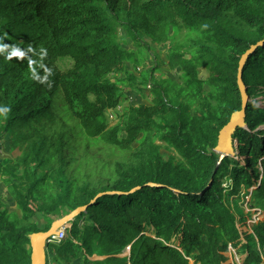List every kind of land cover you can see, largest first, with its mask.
<instances>
[{
    "label": "trees",
    "instance_id": "obj_1",
    "mask_svg": "<svg viewBox=\"0 0 264 264\" xmlns=\"http://www.w3.org/2000/svg\"><path fill=\"white\" fill-rule=\"evenodd\" d=\"M0 38V141L12 142L0 181L17 209L0 197V264H31L29 236L83 206L47 264H227L230 248L264 264V47L243 74L245 165L215 150L242 109L239 64L264 41V0H0ZM151 58L179 79L157 78ZM131 92L152 103L118 116ZM81 147L111 159L84 182L68 175ZM245 195L263 216L251 232Z\"/></svg>",
    "mask_w": 264,
    "mask_h": 264
},
{
    "label": "rangeland",
    "instance_id": "obj_2",
    "mask_svg": "<svg viewBox=\"0 0 264 264\" xmlns=\"http://www.w3.org/2000/svg\"><path fill=\"white\" fill-rule=\"evenodd\" d=\"M1 43V40H0ZM157 54L162 52V48L161 47H155ZM164 58H162L163 60ZM73 64V61L68 60L65 63H62L63 66L69 67ZM159 64L160 67L157 68L155 76L157 78H162V77H168V78H172L175 80H178V74L179 71H177V73H173L171 72L168 67L165 65L164 62L157 60V62L151 58L148 59L147 61V65L148 67H152ZM202 76H204L203 74H201ZM128 99L121 104L122 106H120V108L118 109V113L117 115L119 116V114L123 111H125L127 108L129 107H136L139 104L145 103L146 105H150L152 103V98L150 97L151 95L148 94V92L145 93V95H140L137 93H127ZM260 107L264 106V97H260L257 99V101H255ZM113 114H115V112H113ZM118 116L116 118V115H113V117L110 120V124L114 125L117 121H118ZM262 129L264 130V126L262 127ZM159 144H162L161 142H159ZM234 149L236 150V154L235 156L239 157V161H241V165H245V161L247 159V156H243L240 155V152L238 151V140L234 139ZM10 145H12V142L9 141L8 139L2 140L0 141V162L7 157H11V153H10ZM166 147L164 149H162V153L163 155H170L171 153L175 152L173 149L169 148L167 146H163ZM86 148L81 147L80 151H83V155H81L71 166L68 167V175L70 177L73 178H78L81 180V182H84L87 180L88 175H89V171L90 168L95 169L94 172L95 173H99L100 170H96L97 165L99 162L95 161L98 159L100 161V167H102L103 163H109L111 162V159L107 156V153L97 147L91 148L90 150H88L86 153L84 152ZM21 152L19 150H16L14 152V156L19 155ZM69 154V153H68ZM116 160H119V158L116 157ZM78 166L80 167V169L76 172L75 170L78 168ZM112 168V167H111ZM109 167L107 169L104 170V178L107 179V175L106 173H108ZM101 179L100 176H97L95 178V181H99ZM107 182H104L102 184H97V187H102L104 185H106ZM250 192H252V190H250ZM0 197H2V199L4 200L7 209L11 212L16 211V205L13 202V200L11 198H8V194L6 191V188L4 187V185L1 183L0 181ZM239 205H241L242 208H244L246 210V213H256L257 210L253 209L251 207L250 204V196H243L242 199L238 202ZM250 217V221H248L247 223V228H245V230H248L251 232V226L253 223H257L260 219H263V216L261 215V213H257V214H253V215H247ZM37 221L39 222L40 228H43L45 223H46V219H44L43 217H39V220L37 218ZM70 227V225L68 226ZM67 227V228H68ZM50 248V247H49ZM48 251H50L48 249ZM129 248L127 249V251L125 252V254L123 256L127 257L129 256ZM230 260H228L227 264H241L242 263V259L244 257H238L236 254V251L232 250V248H230V254H228ZM95 259V258H94ZM76 264H81L80 262H77Z\"/></svg>",
    "mask_w": 264,
    "mask_h": 264
},
{
    "label": "water",
    "instance_id": "obj_3",
    "mask_svg": "<svg viewBox=\"0 0 264 264\" xmlns=\"http://www.w3.org/2000/svg\"><path fill=\"white\" fill-rule=\"evenodd\" d=\"M264 47V41L258 43L256 46L247 51L239 64L238 71V86L242 97V109L235 112L228 125H226L219 136V143L215 149L222 157H233L236 152L234 149V135L238 129H246V109L250 102V97L247 92V87L244 83L243 74L247 60L255 53L258 48ZM90 206H83L79 209L55 220L50 229L46 232H38L29 236L31 246V264H47L48 263V249L52 245L50 239L53 236H57L59 231L63 228L71 226L76 217L83 214L89 209ZM130 252V251H129Z\"/></svg>",
    "mask_w": 264,
    "mask_h": 264
},
{
    "label": "clouds",
    "instance_id": "obj_4",
    "mask_svg": "<svg viewBox=\"0 0 264 264\" xmlns=\"http://www.w3.org/2000/svg\"><path fill=\"white\" fill-rule=\"evenodd\" d=\"M2 39L3 38H0V40H2ZM7 48H8V45H4V44L0 43V52L6 51ZM12 55L20 57V58H23L24 53L22 51L18 50V49H14L13 52H12ZM9 58H11V57H9ZM9 111H10V109L7 108V107L0 108V113H7Z\"/></svg>",
    "mask_w": 264,
    "mask_h": 264
},
{
    "label": "built area",
    "instance_id": "obj_5",
    "mask_svg": "<svg viewBox=\"0 0 264 264\" xmlns=\"http://www.w3.org/2000/svg\"><path fill=\"white\" fill-rule=\"evenodd\" d=\"M1 151V150H0ZM66 233H67V227L66 228H63L59 231V234L57 236H53L51 239H50V242L51 244H58L60 243L66 236Z\"/></svg>",
    "mask_w": 264,
    "mask_h": 264
},
{
    "label": "snow or ice",
    "instance_id": "obj_6",
    "mask_svg": "<svg viewBox=\"0 0 264 264\" xmlns=\"http://www.w3.org/2000/svg\"><path fill=\"white\" fill-rule=\"evenodd\" d=\"M15 54V53H14Z\"/></svg>",
    "mask_w": 264,
    "mask_h": 264
}]
</instances>
